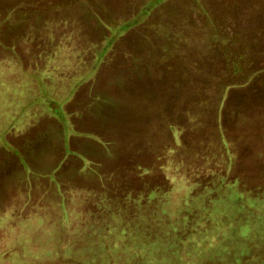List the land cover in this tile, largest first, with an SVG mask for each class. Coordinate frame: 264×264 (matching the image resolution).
<instances>
[{
    "label": "rangeland",
    "instance_id": "374dc122",
    "mask_svg": "<svg viewBox=\"0 0 264 264\" xmlns=\"http://www.w3.org/2000/svg\"><path fill=\"white\" fill-rule=\"evenodd\" d=\"M216 31L234 36L228 48L210 41L207 34ZM226 50L241 57L242 68L248 52L244 69L252 77L227 94L221 125L210 120L216 132L195 119L196 101L188 104L179 95L209 87L198 86L199 78L223 84L230 67L222 63ZM0 61L1 122L20 109L18 86L7 78L14 68L22 82L39 84V94L27 98L10 128L23 119L35 123L28 136L33 144L24 138L21 148L12 146L23 180L32 182L35 215L0 232V264H51L56 256L88 261L66 249L79 223L91 221L84 232L94 234L90 229L104 226L122 196L148 204L159 184L151 185V169H142L141 178L134 169H119L128 160L149 163L163 147L176 148L177 157L165 149L155 171L180 160L189 167L192 155L212 152L223 161L216 171L236 180V190L257 188L264 199V0H0ZM61 73L66 77H54ZM187 110L195 120L184 122ZM164 118L180 130L166 132ZM174 183L166 201H151L168 200L164 209L176 215L183 182ZM123 226L114 216L105 229L121 233L131 224Z\"/></svg>",
    "mask_w": 264,
    "mask_h": 264
},
{
    "label": "trees",
    "instance_id": "16d2710c",
    "mask_svg": "<svg viewBox=\"0 0 264 264\" xmlns=\"http://www.w3.org/2000/svg\"><path fill=\"white\" fill-rule=\"evenodd\" d=\"M199 7L202 8L200 5ZM94 16L96 17L95 14L93 18ZM207 35L211 42L221 41V46L225 48H228V44L234 39V36H225L219 31ZM182 39L185 40L184 37ZM224 54L226 56L225 59L222 58L223 66L226 67L228 63L230 67L226 70L229 76L223 80V84H220L219 79H215V84L214 78H207L206 81L205 78H199L198 86L200 83H207L209 87L211 85V92L209 87L204 88L202 85L201 91L187 90L179 95L183 99L187 97L188 104L190 99L196 101L198 111H195V119L201 118L202 122L208 124L206 128L215 129L210 122L215 117L221 125L227 94L235 91V86H246L252 77L251 72L247 73L244 69L249 63L247 51H244V68L240 56L232 57L227 50ZM219 85L221 88L215 89L220 87ZM183 87L181 88L184 89ZM193 103L191 101V104ZM188 110V118L185 116L187 119L184 122L195 120L194 117L189 118L192 113ZM207 114L210 116L209 120L205 117ZM177 117L175 114V118ZM177 119L179 120V117ZM163 122L167 126L166 128L163 124L166 132L172 131L173 128L179 131L181 128L179 124L171 123L172 118H164ZM181 146L183 148L184 143ZM165 149L167 154L173 152L177 157L176 148L163 147L155 151L157 156L152 157L151 162L128 160L127 164L119 169L126 174L134 169L137 178L146 173L142 174V169H151L154 179L151 185H163L162 191H157L159 184L154 185L148 194V204L138 198L140 196L132 199L122 196L119 198L121 203H118L111 215L104 216V226L90 229L94 234L84 232L88 231L87 226L92 225L91 221L79 223L77 229L80 231L71 236V247L66 249L69 253L72 251L86 256L88 261L79 263L71 257L56 256L51 264H198L199 261L200 264H264V199L257 198V188L245 192L236 190V180L231 181L227 172L224 174L216 171L223 161L212 152L192 155L195 158L192 162L194 165H191L194 166L195 172L191 171V165L184 166L189 163H183L181 160L180 165H161L155 171L154 160L159 161V155L161 156L160 153ZM180 166L181 169H178ZM169 179L171 181H168ZM173 180H179L183 185L179 184L180 182L174 183ZM173 183L176 186L179 184L177 190L180 192L176 215L164 209V205L168 207V200L166 204L161 203L172 193ZM156 197L161 199L159 206L153 205L151 201ZM254 208H257V212ZM114 216L119 222L118 228L122 229L123 224L128 226L129 223L131 227L121 233L108 232L109 229L105 228L109 226L110 218L113 222ZM72 247H75L74 250Z\"/></svg>",
    "mask_w": 264,
    "mask_h": 264
},
{
    "label": "crops",
    "instance_id": "0c3cea01",
    "mask_svg": "<svg viewBox=\"0 0 264 264\" xmlns=\"http://www.w3.org/2000/svg\"><path fill=\"white\" fill-rule=\"evenodd\" d=\"M19 70L20 69L14 68L16 73L13 76L7 77L8 80L11 79L9 83H11L12 86H18L14 99L20 102V104H18L20 109L15 114H9L10 117L14 116L13 120H17L18 116L23 111L21 108L26 106L27 98L39 94V84L37 81L34 82L29 80L28 83L22 82V76L18 74ZM37 74L39 75V73ZM49 78L51 79L52 77ZM44 79H48L47 76ZM43 87L51 94L50 89L45 84ZM64 96L66 95L64 94ZM64 96L60 99H63ZM67 103H69V101L63 103L61 106L64 111H66L65 107ZM1 120L2 117L0 118V232L4 234L11 232L13 226L17 224V222L23 221V217H28L23 223L29 224L31 222L30 217L35 215L30 205L32 201V182L27 183L23 180L18 157H16L12 151V146L17 149L21 148L24 138L31 140L28 137L31 134L30 127L35 123L30 118L28 120L23 119L20 122L19 128H16V130L14 128L13 130L10 129L12 124H14L13 120L9 118H4L2 122ZM31 144H33L32 140L30 141L29 147ZM7 159L10 160L9 166H6ZM16 181L17 183H15Z\"/></svg>",
    "mask_w": 264,
    "mask_h": 264
},
{
    "label": "flooded vegetation",
    "instance_id": "af4514ba",
    "mask_svg": "<svg viewBox=\"0 0 264 264\" xmlns=\"http://www.w3.org/2000/svg\"><path fill=\"white\" fill-rule=\"evenodd\" d=\"M31 71H33V70H31ZM54 72H55V73H57V71H54ZM65 73H68V72H65ZM71 73H73V71H72ZM62 74H63V73H61V74H59V75H58V74H56V76H54V77H55V78H57V79H58V77H59V78H61V77L65 78V77H66V75H65V76H63ZM54 75H55V74H54ZM67 75L69 76V73H68ZM69 77H70V76H69Z\"/></svg>",
    "mask_w": 264,
    "mask_h": 264
}]
</instances>
